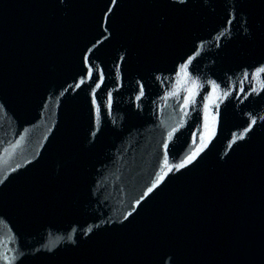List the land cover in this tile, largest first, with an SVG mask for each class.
Segmentation results:
<instances>
[{"label": "water", "instance_id": "water-1", "mask_svg": "<svg viewBox=\"0 0 264 264\" xmlns=\"http://www.w3.org/2000/svg\"><path fill=\"white\" fill-rule=\"evenodd\" d=\"M0 264H264V0H0Z\"/></svg>", "mask_w": 264, "mask_h": 264}]
</instances>
